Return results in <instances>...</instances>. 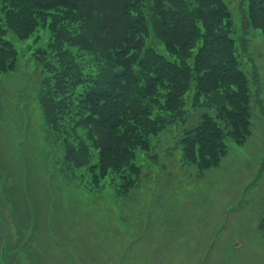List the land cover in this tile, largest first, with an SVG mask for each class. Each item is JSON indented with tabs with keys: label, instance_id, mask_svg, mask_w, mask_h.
Returning a JSON list of instances; mask_svg holds the SVG:
<instances>
[{
	"label": "rangeland",
	"instance_id": "374dc122",
	"mask_svg": "<svg viewBox=\"0 0 264 264\" xmlns=\"http://www.w3.org/2000/svg\"><path fill=\"white\" fill-rule=\"evenodd\" d=\"M225 3L243 28L247 0ZM247 29L248 42L236 43L251 88L243 141L227 139L226 155L202 176L196 164L182 163L184 129L202 111L218 110L214 97L200 95V106H209L190 109L186 124L161 131L138 153L141 181L128 191L112 176L97 187L88 172L64 164L38 101L42 68L32 55L48 48L49 30L8 35L17 61L0 72V205L10 191L21 236L1 211L0 264H264V32ZM158 49L170 57L163 42Z\"/></svg>",
	"mask_w": 264,
	"mask_h": 264
},
{
	"label": "trees",
	"instance_id": "16d2710c",
	"mask_svg": "<svg viewBox=\"0 0 264 264\" xmlns=\"http://www.w3.org/2000/svg\"><path fill=\"white\" fill-rule=\"evenodd\" d=\"M247 2L236 29L225 0H0V72L17 60L8 35L28 38L47 27L49 47L34 54L38 101L64 164L88 172L97 187L116 177L125 191L140 182L138 153L187 121L200 95L214 97L217 113L202 112L178 142L182 163L202 173L249 127L251 88L236 43L248 42L249 26L264 32V0Z\"/></svg>",
	"mask_w": 264,
	"mask_h": 264
},
{
	"label": "water",
	"instance_id": "95a60500",
	"mask_svg": "<svg viewBox=\"0 0 264 264\" xmlns=\"http://www.w3.org/2000/svg\"><path fill=\"white\" fill-rule=\"evenodd\" d=\"M261 221H262V225L264 227V211H263L262 216H261Z\"/></svg>",
	"mask_w": 264,
	"mask_h": 264
}]
</instances>
